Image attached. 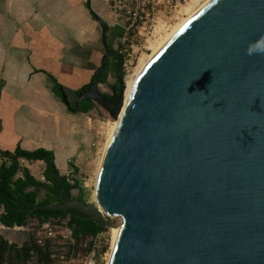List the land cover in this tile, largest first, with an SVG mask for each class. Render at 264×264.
Wrapping results in <instances>:
<instances>
[{
  "label": "water",
  "instance_id": "water-1",
  "mask_svg": "<svg viewBox=\"0 0 264 264\" xmlns=\"http://www.w3.org/2000/svg\"><path fill=\"white\" fill-rule=\"evenodd\" d=\"M87 6L104 52L76 104L65 92L62 101L73 112L93 102L118 120L97 179L106 216L67 195L57 172L59 202L27 212L98 226L121 218L109 264H264V0H212L150 62L126 104L122 65L118 98L99 89L108 59L122 55Z\"/></svg>",
  "mask_w": 264,
  "mask_h": 264
},
{
  "label": "crops",
  "instance_id": "crops-1",
  "mask_svg": "<svg viewBox=\"0 0 264 264\" xmlns=\"http://www.w3.org/2000/svg\"><path fill=\"white\" fill-rule=\"evenodd\" d=\"M87 2L0 0V152L18 146L52 151L66 178L82 155L74 135L80 128L77 119L86 113L67 108L52 78L74 93L90 83L98 68L102 29ZM6 161L0 154V165ZM21 164L35 177L33 171L46 166L41 160ZM6 238L16 241L18 235L7 233Z\"/></svg>",
  "mask_w": 264,
  "mask_h": 264
},
{
  "label": "trees",
  "instance_id": "trees-1",
  "mask_svg": "<svg viewBox=\"0 0 264 264\" xmlns=\"http://www.w3.org/2000/svg\"><path fill=\"white\" fill-rule=\"evenodd\" d=\"M120 29L116 28V31H110L107 39L111 47V43L120 34ZM102 54H98L96 59L97 67L100 65V59ZM117 66L110 64L108 61V71H114L116 75ZM94 74V73H93ZM124 76V72H123ZM55 82L54 91L59 97H61L60 87L61 85ZM94 76L92 75L90 83L93 81ZM106 78L104 74L101 76V83L104 84ZM83 86L76 91L81 94L85 91L88 86ZM95 108V104L90 101H84L83 107L80 109L81 112L87 113ZM1 155L7 158L6 162L0 165V224L14 228L15 226H26L30 218H38L41 221H45L50 217L53 218H70V227L73 231V236L80 241L81 238L88 236H96L105 230V226H98L93 221L82 220L75 217L67 216L58 211H37L34 213L27 212L32 209L36 204H52L59 202V183L56 179L54 172L59 173L54 163V153L46 149H38L35 151H28L18 146L14 151H1ZM21 160L33 161H44L46 163L45 179L46 181L37 180L30 172L27 167H23ZM77 170V168H76ZM78 171V170H77ZM63 185L66 189L67 195H70L71 191L78 186H73L68 178L62 177ZM47 192V196L44 200H40V192ZM79 200L84 201L83 197ZM26 210V212L22 211ZM35 251L40 260L45 261L49 264L47 254L41 253V249L35 244L28 242L23 245L10 243L9 240L0 232V264H27L30 257V252Z\"/></svg>",
  "mask_w": 264,
  "mask_h": 264
},
{
  "label": "rangeland",
  "instance_id": "rangeland-1",
  "mask_svg": "<svg viewBox=\"0 0 264 264\" xmlns=\"http://www.w3.org/2000/svg\"><path fill=\"white\" fill-rule=\"evenodd\" d=\"M93 11L103 14L104 6L101 0H91ZM202 2V1H201ZM200 5V2L197 6ZM103 17V15L101 16ZM116 31V28L110 27V31ZM109 31V32H110ZM117 38L111 43V48L115 50ZM150 53V52H149ZM149 54H144L140 57L138 64L135 65L129 71H124V80L126 82V88L129 82L137 77L138 67L140 68L143 58ZM106 82L100 84L99 89L102 93L111 96L113 94V88L118 86L117 79L114 71H106L104 73ZM126 91V90H125ZM118 92L117 97L119 96ZM70 101L72 103L76 100V95L73 92H69ZM80 126L79 130L75 133V139L77 146H80L82 155L73 160V163L69 167V173L67 178L74 186H78L70 193L71 198L79 199L83 197L84 201L89 204L97 205V179L99 175V164L105 148L107 139L111 133L114 119L111 117L108 111L103 107L95 104V108L87 112L82 119H77ZM78 129V128H77ZM44 167H38L33 172L36 175L37 180L46 181L43 171ZM77 168V170H76ZM44 172V174L42 172ZM40 172V173H39ZM47 196L46 191L40 192L39 199L44 200ZM37 218H30L28 220L25 231H17V229H11L2 225L0 232L6 237L7 233L12 235L15 232L18 235V240H9L10 243L23 245L36 227ZM122 224L121 218H113L109 226H105V230L99 234L98 238L88 236L81 238L79 242L75 243L73 252L68 255L69 257L58 264H90L91 257L95 254L96 261L92 264H108L109 252L113 243V230ZM14 230V231H13ZM27 243V242H26ZM27 264H46L40 260L37 255H30Z\"/></svg>",
  "mask_w": 264,
  "mask_h": 264
},
{
  "label": "built area",
  "instance_id": "built-area-1",
  "mask_svg": "<svg viewBox=\"0 0 264 264\" xmlns=\"http://www.w3.org/2000/svg\"><path fill=\"white\" fill-rule=\"evenodd\" d=\"M194 1L101 0L104 6L103 18L110 27L121 31L115 50L124 58L123 70H131L138 64L140 57L151 52L152 46L171 26L187 16V8ZM26 226H15L11 229L25 231ZM30 235L27 242L35 244L41 249V253L47 254L49 264L65 261L77 242L70 227L69 217H50L45 221L37 218L36 227ZM98 236L99 234L91 237ZM31 254L39 257L35 251H31Z\"/></svg>",
  "mask_w": 264,
  "mask_h": 264
},
{
  "label": "bare ground",
  "instance_id": "bare-ground-1",
  "mask_svg": "<svg viewBox=\"0 0 264 264\" xmlns=\"http://www.w3.org/2000/svg\"><path fill=\"white\" fill-rule=\"evenodd\" d=\"M202 1V2H201ZM212 0H195L188 8H187V16H185L184 18H182L180 21H178L177 23H175L174 25L171 26V28L169 29V31L155 44L152 46V51L147 57L145 56L141 62L140 68L138 67V72H137V77L135 79H133L131 82L128 83L126 91H125V104L127 102V100L129 99V97L131 96V93L133 91V88L138 80V78L141 76V74L144 72V70L147 68V66L150 64V62L157 56V54L166 46V44L178 33L180 32L187 24L188 22H190L207 4H209ZM200 2V5L197 6ZM118 125V120H114L113 122V126H112V130L111 133L107 139V142L105 144V148L101 157V161L99 164V171L101 170V165H102V161H103V157L105 154V151L107 149L108 144L110 143L112 136L116 130V127ZM100 176V173L98 175V177ZM97 186L99 187V181ZM99 195H97V206L99 207L100 213L105 217V212L102 210V208L100 207V202H99ZM120 229V226L115 228L113 230V243L111 246V251L109 252V260L111 257V254L114 250L116 241H117V235H118V230ZM109 264V262H108Z\"/></svg>",
  "mask_w": 264,
  "mask_h": 264
},
{
  "label": "flooded vegetation",
  "instance_id": "flooded-vegetation-1",
  "mask_svg": "<svg viewBox=\"0 0 264 264\" xmlns=\"http://www.w3.org/2000/svg\"><path fill=\"white\" fill-rule=\"evenodd\" d=\"M109 31H110V29H109ZM108 61H110V64L116 65L117 67L120 66V65H122V74H123V72H124V70H123L124 58H123V56H122L121 59L118 58V57H115V58H112V59H108ZM116 79H117L118 86H116L115 88H113V94L111 96L108 95L109 97H111L113 99H117L118 98L116 94H118V92L120 91V83L118 81L117 76H116ZM61 88H63V89L61 90ZM60 92H61V96H62V93L65 92L67 94V96H68V99L71 100L70 99V95H69L70 90H66L64 87L61 86L60 87ZM74 93L76 95V100H75L74 103L71 102L73 106L76 104L77 97L79 95L77 91H75ZM82 107H83V103H82L80 109ZM79 112H81V111L79 110Z\"/></svg>",
  "mask_w": 264,
  "mask_h": 264
}]
</instances>
